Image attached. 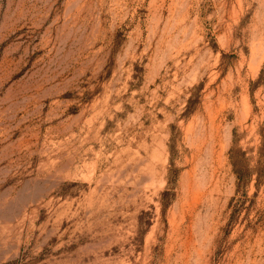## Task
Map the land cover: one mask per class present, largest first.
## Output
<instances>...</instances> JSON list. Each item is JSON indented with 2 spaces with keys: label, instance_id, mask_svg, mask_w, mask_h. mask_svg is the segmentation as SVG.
Here are the masks:
<instances>
[{
  "label": "rangeland",
  "instance_id": "rangeland-1",
  "mask_svg": "<svg viewBox=\"0 0 264 264\" xmlns=\"http://www.w3.org/2000/svg\"><path fill=\"white\" fill-rule=\"evenodd\" d=\"M0 264H264V0H0Z\"/></svg>",
  "mask_w": 264,
  "mask_h": 264
},
{
  "label": "trees",
  "instance_id": "trees-1",
  "mask_svg": "<svg viewBox=\"0 0 264 264\" xmlns=\"http://www.w3.org/2000/svg\"><path fill=\"white\" fill-rule=\"evenodd\" d=\"M237 174H238V172H237ZM238 175H239V187H240V182L243 181V178H242V176L240 174H238Z\"/></svg>",
  "mask_w": 264,
  "mask_h": 264
},
{
  "label": "bare ground",
  "instance_id": "bare-ground-1",
  "mask_svg": "<svg viewBox=\"0 0 264 264\" xmlns=\"http://www.w3.org/2000/svg\"><path fill=\"white\" fill-rule=\"evenodd\" d=\"M256 37H257V36H256ZM260 47H261V46H260ZM256 48H257V47H256ZM252 50H253V49H252ZM252 52H253V51H252ZM257 53H258V52H257ZM254 54H255V53H254ZM255 55H256V54H255ZM255 55H254V56H255Z\"/></svg>",
  "mask_w": 264,
  "mask_h": 264
}]
</instances>
